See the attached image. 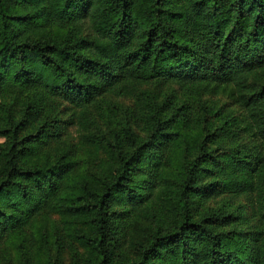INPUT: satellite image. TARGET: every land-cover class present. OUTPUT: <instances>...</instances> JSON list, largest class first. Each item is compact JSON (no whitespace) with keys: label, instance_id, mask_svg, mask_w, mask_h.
I'll use <instances>...</instances> for the list:
<instances>
[{"label":"trees","instance_id":"obj_1","mask_svg":"<svg viewBox=\"0 0 264 264\" xmlns=\"http://www.w3.org/2000/svg\"><path fill=\"white\" fill-rule=\"evenodd\" d=\"M0 138V264H264V0H0Z\"/></svg>","mask_w":264,"mask_h":264},{"label":"rangeland","instance_id":"obj_2","mask_svg":"<svg viewBox=\"0 0 264 264\" xmlns=\"http://www.w3.org/2000/svg\"><path fill=\"white\" fill-rule=\"evenodd\" d=\"M226 98H222L221 102H225ZM72 137L73 140L76 141L77 138L79 137V132L77 130V127L72 128ZM4 139L0 138V142H3ZM51 222L52 221H56L57 220V216L56 215H52L51 217ZM43 258H45V256H42ZM62 261L64 264H72V257H71V253H70V248H64L63 249V257H62ZM12 264H21L19 257L15 255V251L12 252Z\"/></svg>","mask_w":264,"mask_h":264}]
</instances>
